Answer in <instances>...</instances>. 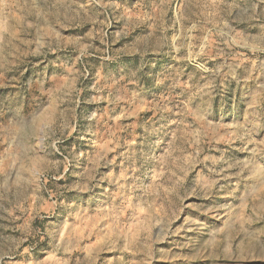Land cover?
<instances>
[{
    "label": "rangeland",
    "instance_id": "374dc122",
    "mask_svg": "<svg viewBox=\"0 0 264 264\" xmlns=\"http://www.w3.org/2000/svg\"><path fill=\"white\" fill-rule=\"evenodd\" d=\"M0 264H264V0H0Z\"/></svg>",
    "mask_w": 264,
    "mask_h": 264
}]
</instances>
